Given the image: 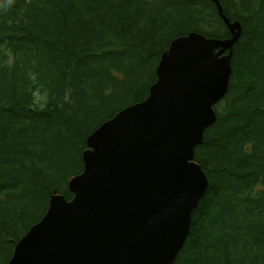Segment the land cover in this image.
<instances>
[{"label": "trees", "instance_id": "trees-1", "mask_svg": "<svg viewBox=\"0 0 264 264\" xmlns=\"http://www.w3.org/2000/svg\"><path fill=\"white\" fill-rule=\"evenodd\" d=\"M238 21L232 73L194 150L208 180L173 264H264V0H218ZM228 39L210 0H0V264L73 198L87 138L144 101L178 37Z\"/></svg>", "mask_w": 264, "mask_h": 264}, {"label": "water", "instance_id": "water-1", "mask_svg": "<svg viewBox=\"0 0 264 264\" xmlns=\"http://www.w3.org/2000/svg\"><path fill=\"white\" fill-rule=\"evenodd\" d=\"M210 1L230 38L191 32L170 43L148 97L87 138L73 198L51 197L8 264H173L208 186L194 150L228 91L241 33Z\"/></svg>", "mask_w": 264, "mask_h": 264}]
</instances>
